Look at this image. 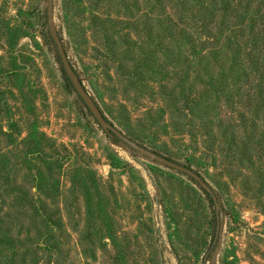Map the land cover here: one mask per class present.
<instances>
[{"label":"rangeland","instance_id":"obj_1","mask_svg":"<svg viewBox=\"0 0 264 264\" xmlns=\"http://www.w3.org/2000/svg\"><path fill=\"white\" fill-rule=\"evenodd\" d=\"M52 1L106 119L201 174L220 211L104 133L57 60L48 0H0V264H264V0H246L243 56L194 18L217 6L214 33L235 36L222 0Z\"/></svg>","mask_w":264,"mask_h":264},{"label":"water","instance_id":"obj_2","mask_svg":"<svg viewBox=\"0 0 264 264\" xmlns=\"http://www.w3.org/2000/svg\"><path fill=\"white\" fill-rule=\"evenodd\" d=\"M53 10H54L53 1L48 0L49 31H50V35L53 40V43L58 50V58L60 59L61 66L64 69V72L66 76L68 77V79L70 80L76 93L85 103L88 110L90 111L92 116L95 118L98 125L102 128V130L111 138L120 139L124 143L131 146L134 150H136L137 152H140L144 156L152 159L153 161L163 164L193 179L203 190H205L213 198V201L216 205L217 213L219 214L220 207H219L218 199L215 196V193L213 192V189L210 186V184L198 172L194 171L192 168H188L184 165H181L167 157H164L154 151H151L139 145L136 141L127 137L118 128H116L114 124H112L106 119L102 110L98 106L97 102L90 95L86 87L83 85L78 73L76 72L75 68L73 67L70 61V58L64 48L61 36L55 28V25L53 22Z\"/></svg>","mask_w":264,"mask_h":264},{"label":"trees","instance_id":"obj_3","mask_svg":"<svg viewBox=\"0 0 264 264\" xmlns=\"http://www.w3.org/2000/svg\"><path fill=\"white\" fill-rule=\"evenodd\" d=\"M216 1H220V0H215V2ZM222 1H223V2H221L223 4L222 10L227 12L224 15V20L226 19L227 15H230L234 19V21L236 22V27H234L231 31V33H234L235 36L224 35L221 32L214 33V31L217 29L215 26L217 23L216 20L218 18V10H219V9H217V6L214 7L213 9H211L210 6L206 7L204 2L201 3L200 5H198L200 7V8H198V10L195 11L192 9L193 11H195V14H196V15H194V18L196 19V21H198V28L200 29L201 33H203L202 35L206 39V41L213 39L212 43L218 44L217 38H219V37L223 38V40L226 44V45L223 44V46H227L229 48L230 52H232V53L234 52L236 55L240 56L244 53L243 43H241L240 37H243V38L246 37V35H245L246 34V0H234L236 2H234L233 0H222ZM228 12H231V13H228ZM192 16H193V14H192ZM246 52H248L247 49H246ZM259 53H260V51H259ZM262 54L264 55L263 50H262ZM57 60L61 64L60 59L58 57H57ZM256 60H258V59H256V57H255L254 61L252 63H256V67L261 66L262 68H264L263 58L259 59V61H256ZM62 70H63L64 75L66 76L63 68H62ZM66 79L70 83V85L72 86V84H71V82L67 76H66ZM108 137L110 138V136H108ZM110 139H112V138H110ZM116 139L118 140V138H116ZM186 167L190 168L189 166H186ZM205 193L207 194L208 197H211L206 191H205ZM212 201H213V198H212ZM218 226H219V222L216 220V228Z\"/></svg>","mask_w":264,"mask_h":264}]
</instances>
